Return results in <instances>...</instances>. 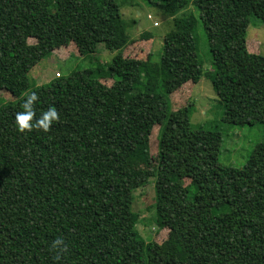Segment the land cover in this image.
I'll return each instance as SVG.
<instances>
[{
  "label": "trees",
  "instance_id": "obj_1",
  "mask_svg": "<svg viewBox=\"0 0 264 264\" xmlns=\"http://www.w3.org/2000/svg\"><path fill=\"white\" fill-rule=\"evenodd\" d=\"M150 1L172 17L156 62L151 51L125 56L135 39L116 0H0V91L17 98L0 105V264H264V141L242 167L221 164L222 133L191 124L189 95L178 107L173 98L206 76L221 122L264 123V54L245 37L250 16L264 21V0ZM190 4L211 53L206 71L196 17L175 16ZM100 43L119 50L107 66L28 90L41 59L91 55ZM32 92L33 121L50 106L58 113L46 132L15 125ZM150 177L154 220L168 230L160 242L141 236L132 210Z\"/></svg>",
  "mask_w": 264,
  "mask_h": 264
},
{
  "label": "rangeland",
  "instance_id": "obj_2",
  "mask_svg": "<svg viewBox=\"0 0 264 264\" xmlns=\"http://www.w3.org/2000/svg\"><path fill=\"white\" fill-rule=\"evenodd\" d=\"M120 6V14L127 24L129 39H135L126 47L124 54L129 57L146 58L151 51V60L158 61L163 49V35L172 27V17L164 15L161 10L150 0H116ZM191 12L197 22L194 30L197 52L203 61L204 71L211 69V53L204 34L203 25L199 19L197 7L190 4L187 8L179 11L175 16ZM149 32L152 37L148 40L140 39L142 33ZM246 42L255 41L257 44L256 53L264 54V21L255 15L250 16L247 26ZM34 40L29 39L32 43ZM119 50H109L103 43L98 45L97 51L91 55L80 56L67 48L64 53H52L41 59L28 72L30 87L47 83L57 73L67 75L72 70H81L92 67L98 63L107 66L112 57ZM107 85L109 80H103ZM27 90V91H28ZM26 91V92H27ZM25 93V92H24ZM194 102L190 116L191 124L194 127L203 126L206 129H216L222 133V142L218 152V162L224 165L242 167L250 156L255 145L264 141V123L253 125H231L220 121L223 107L218 101L209 78L202 76L195 84H187L173 95L175 107L187 102V96ZM9 91H0V105L15 101ZM171 99V98H170ZM172 101V100H171ZM154 134L150 137V147L153 156L155 155ZM155 162V159H154ZM132 167H138L131 163ZM154 177H150L145 185L134 191L132 210L139 215L137 229L141 236L147 241L150 239L158 242L167 235V229L159 228L154 220Z\"/></svg>",
  "mask_w": 264,
  "mask_h": 264
},
{
  "label": "clouds",
  "instance_id": "obj_3",
  "mask_svg": "<svg viewBox=\"0 0 264 264\" xmlns=\"http://www.w3.org/2000/svg\"><path fill=\"white\" fill-rule=\"evenodd\" d=\"M38 100V95L35 92L29 93L23 99L21 107L23 111L16 113L15 125L20 132L31 131L33 129H40L42 131H48L52 123L58 120V113L54 107H49L46 111H42L40 116L33 121L35 115L34 103ZM63 243L62 239L57 238L52 247H55Z\"/></svg>",
  "mask_w": 264,
  "mask_h": 264
}]
</instances>
